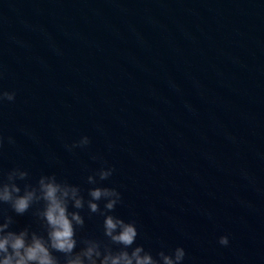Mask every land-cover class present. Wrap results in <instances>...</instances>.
<instances>
[{"label": "water", "instance_id": "95a60500", "mask_svg": "<svg viewBox=\"0 0 264 264\" xmlns=\"http://www.w3.org/2000/svg\"><path fill=\"white\" fill-rule=\"evenodd\" d=\"M0 89V170L87 199L111 166L112 214L154 258L264 264V0H0ZM81 215L78 238L102 237Z\"/></svg>", "mask_w": 264, "mask_h": 264}, {"label": "clouds", "instance_id": "9594fccd", "mask_svg": "<svg viewBox=\"0 0 264 264\" xmlns=\"http://www.w3.org/2000/svg\"><path fill=\"white\" fill-rule=\"evenodd\" d=\"M14 99V91L0 89V103ZM8 142L14 141L8 137ZM87 144L89 138L81 136L68 147L71 150ZM113 171L111 166H101L87 175V183L95 186L87 190L85 199L78 185L58 179L55 174H41L31 183L25 169L0 170V264H183V247L176 246L169 254L161 250L156 254L158 259L154 258L136 243L135 222L112 214L121 202V193L98 181L108 179ZM17 181L23 182L22 186ZM85 206L90 214L103 217L102 237L78 238L85 223L81 215ZM9 209L16 216L30 212L37 227L14 229L16 221ZM218 243L227 246L228 236L221 235Z\"/></svg>", "mask_w": 264, "mask_h": 264}]
</instances>
